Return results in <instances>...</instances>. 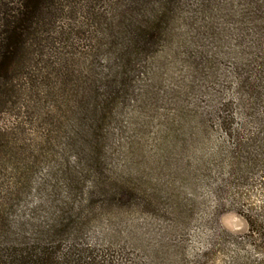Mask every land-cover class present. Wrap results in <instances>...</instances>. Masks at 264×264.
Instances as JSON below:
<instances>
[{
    "label": "rangeland",
    "instance_id": "obj_1",
    "mask_svg": "<svg viewBox=\"0 0 264 264\" xmlns=\"http://www.w3.org/2000/svg\"><path fill=\"white\" fill-rule=\"evenodd\" d=\"M185 5L137 79L141 101L102 132L121 194L106 197L82 241L97 264H264V0ZM11 76L0 131L27 157L28 68ZM50 167L26 182L16 212L39 203ZM12 171L0 169V198Z\"/></svg>",
    "mask_w": 264,
    "mask_h": 264
},
{
    "label": "trees",
    "instance_id": "obj_2",
    "mask_svg": "<svg viewBox=\"0 0 264 264\" xmlns=\"http://www.w3.org/2000/svg\"><path fill=\"white\" fill-rule=\"evenodd\" d=\"M187 1L0 0V106L11 74L28 68L36 136L26 157L13 142L5 149L0 131V169L15 174L0 198V264H97L100 255L82 241L106 197L121 194L103 164L109 141L102 132L129 100L141 101L137 79ZM44 163L51 169L38 185L39 203L16 212Z\"/></svg>",
    "mask_w": 264,
    "mask_h": 264
}]
</instances>
